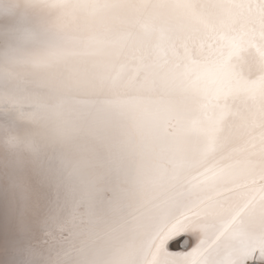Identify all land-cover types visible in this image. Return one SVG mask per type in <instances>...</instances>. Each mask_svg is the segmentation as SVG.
Segmentation results:
<instances>
[{
    "label": "snow or ice",
    "instance_id": "obj_1",
    "mask_svg": "<svg viewBox=\"0 0 264 264\" xmlns=\"http://www.w3.org/2000/svg\"><path fill=\"white\" fill-rule=\"evenodd\" d=\"M55 7L88 19L57 54L92 58L56 106L85 155L0 193L24 239L58 250L46 264H264V0Z\"/></svg>",
    "mask_w": 264,
    "mask_h": 264
},
{
    "label": "bare ground",
    "instance_id": "obj_2",
    "mask_svg": "<svg viewBox=\"0 0 264 264\" xmlns=\"http://www.w3.org/2000/svg\"><path fill=\"white\" fill-rule=\"evenodd\" d=\"M60 2L0 0V193L23 176L66 172L71 161L85 155L86 141L65 133L64 122L70 117L58 113L56 106L67 97L83 98L79 87L68 86L71 68L84 67L92 58L60 59L57 54L76 40L83 42L89 35L88 19L81 15L63 23L55 7ZM19 211L10 199L5 204L0 198V264L10 261L14 249L25 242L33 244L34 264H46L58 250L26 241ZM45 239L36 237V241Z\"/></svg>",
    "mask_w": 264,
    "mask_h": 264
},
{
    "label": "water",
    "instance_id": "obj_3",
    "mask_svg": "<svg viewBox=\"0 0 264 264\" xmlns=\"http://www.w3.org/2000/svg\"><path fill=\"white\" fill-rule=\"evenodd\" d=\"M174 248H180V246L179 245H176V244H173L172 249H174ZM178 250H180V249H178Z\"/></svg>",
    "mask_w": 264,
    "mask_h": 264
}]
</instances>
